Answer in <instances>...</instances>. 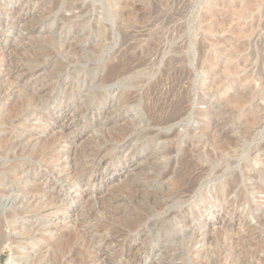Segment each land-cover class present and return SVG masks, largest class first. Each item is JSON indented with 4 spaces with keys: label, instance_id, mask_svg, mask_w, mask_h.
<instances>
[{
    "label": "rangeland",
    "instance_id": "rangeland-1",
    "mask_svg": "<svg viewBox=\"0 0 264 264\" xmlns=\"http://www.w3.org/2000/svg\"><path fill=\"white\" fill-rule=\"evenodd\" d=\"M261 167L264 0H0V264H264Z\"/></svg>",
    "mask_w": 264,
    "mask_h": 264
},
{
    "label": "bare ground",
    "instance_id": "bare-ground-1",
    "mask_svg": "<svg viewBox=\"0 0 264 264\" xmlns=\"http://www.w3.org/2000/svg\"><path fill=\"white\" fill-rule=\"evenodd\" d=\"M116 4H117V3H116ZM114 7H115V6H114ZM80 40H81V39H80ZM43 86H44V84H43ZM46 97H47V96H46ZM18 99H19V98H18ZM238 100H239V98H238ZM238 102H239L238 105H240V106L244 103V102H243V99H241V98H240V100H239ZM25 103H27V102H25ZM182 105H183V104H181V106H182ZM25 106H26V105H25ZM183 106H184V105H183ZM183 106H182V107H183ZM21 109H22V108H21ZM259 109H260V108H259ZM16 110H17V109H16ZM183 111H184V109H183ZM183 113H184V112H183ZM256 113H257V112H256ZM16 114H17V113H16ZM11 115H12V114H11ZM14 115H15V114H14ZM174 116H175V115H174ZM255 116H256V115H255ZM169 117H170V116H169ZM180 117H182V116H180ZM257 117H258V116L255 117V118H256L255 120H257ZM11 118H12V117H11ZM258 118H259V117H258ZM1 119H2V118H1ZM9 119H10V118H9ZM169 119H170V118H169ZM107 120H108V119H107ZM179 120H180V119H179ZM108 121H109V120H108ZM168 121H169V120H168ZM252 121H254V119H253ZM170 122H171V121H170ZM172 122H173V121H172ZM174 122H175V121H174ZM217 122H218V121H217ZM255 122H256V121H255ZM255 122H254V123H255ZM210 123H211V122H210ZM252 123H253V122H252ZM208 124H209V123H208ZM208 126H209V125L206 124L205 126H202V127L199 129V132H197V133H198L197 136H198L199 138L202 139V137H203L204 135H206L205 133H207V132H205V129H206ZM247 126H248V125H247ZM247 126H246V128H247ZM129 127H130V125H129ZM129 127H128V128H129ZM243 127H244V126H243ZM249 127H250V126H249ZM131 128H133L132 125H131L130 129H131ZM134 128H137V126L134 127ZM134 128H133V129H134ZM208 128L211 129L210 126H209ZM208 128H207V129H208ZM244 128H245V127H244ZM251 128H253V127L248 128V130L246 129L245 132L243 131V133H244L243 135H245L246 138H250V137L254 134V131H255V130H254V129H251ZM123 130H124V127H123ZM197 130H198V129H197ZM126 131L129 132V129L126 130ZM131 131H132V130H131ZM131 131H130V132H131ZM208 131H209V130H208ZM215 131H216V130H215ZM218 131H219V130H218ZM218 131H217V135H218V133L220 132V131H219V132H218ZM221 131H222V130H221ZM132 132H133V131H132ZM132 132H131V133H132ZM222 132H223V131H222ZM125 133H126V132H125ZM208 133H209V132H208ZM211 133H212V132H211ZM214 133L216 134V132H214ZM122 134H123V133H122ZM219 134H220V133H219ZM120 135H121V134H120ZM123 135L125 136L126 134H123ZM208 135H209V134H207L206 136H208ZM213 135H214V134H213ZM220 135H221V134H220ZM237 135H238V134H237ZM240 135H241V132H240ZM195 136H196V135H195ZM214 136H215V135H214ZM224 136H225V135H224ZM198 137H197V139H198ZM210 137H211V136H210ZM210 137H209V138H210ZM219 137H221V136H219ZM225 137H226V136H225ZM242 137H244V136H242ZM119 138H120V137H119V135H118V139H119ZM121 138H123V136H122ZM195 138H196V137H195ZM203 138H205V136H204ZM207 138H208V137H207ZM209 138H208V139H209ZM213 138H215V137H211L210 139L212 140ZM237 138H238V137H236V139H237ZM240 138H241V137H240ZM224 139H225V138H223V140H224ZM227 139H228V138H227ZM241 139H242V138H241ZM241 139H239V141H240ZM243 139H244V138H243ZM119 140H121V139H119ZM195 140H196V139H195ZM223 140H221V143L223 142ZM245 140H246V139H245ZM247 140H248V139H247ZM249 140H250V139H249ZM122 141H123V139H122ZM229 141H230V139H228V142H229ZM231 141H232V139H231ZM231 141H230V143H231ZM235 141H236V140H234V142L232 141V143H234V145H235V143H236L237 145L240 144L238 141H237V142H235ZM241 141H242V140H241ZM212 142H213V141H212ZM246 142H247V141H246ZM195 143H196V142H195ZM199 143L201 144L202 141L199 142ZM197 144H198V143H197ZM222 144H223V143H222ZM222 144H221V146H222ZM225 144H226V140H225ZM225 144H224V146H225ZM228 144H229V143H228ZM232 145H233V144H232ZM226 146H229V145H226ZM230 146H231V144H230ZM238 146H240V145H238ZM196 147H197V146H196ZM198 147H199V146H198ZM233 147H234V146H233ZM219 148H220V147H219ZM237 148H239V147H237ZM237 148H236L235 150H238ZM198 149H199V148H198ZM222 149H223V148H221V150H222ZM231 149L233 150L232 147H231ZM97 150H99V149H97ZM199 150L201 151V148H200ZM221 150H220V151H221ZM225 150H226V149H225ZM228 150H229V149H228ZM235 150H233V151H235ZM261 150H262V149H261ZM99 151H100V150H99ZM194 151H195V150H194ZM223 151H224V150H223ZM94 152H95V151H94ZM97 152H98V151H97ZM229 152H230V151H229ZM259 152H260V151H259ZM259 152H258V153H259ZM88 153H89V152H88ZM95 153H96V152H95ZM98 153H100V152H98ZM91 155H92V154H91ZM154 155H155V154H154ZM156 155H157V154H156ZM156 155H155V157H156ZM195 155H196V154H195ZM94 156H95V155H93V157H94ZM85 157H86V156H85ZM155 157H154V158H155ZM190 157H193V156H190ZM89 158H90V157H89ZM96 158H97V155H96ZM260 158H261V157H260ZM94 160H95V159H94ZM187 160H188V159H187ZM189 160H190V159H189ZM189 160H188L187 162H185V163H186L185 165L187 166V167H185V168H186V169H185L186 173L184 172L185 175H184V173H182V179L179 178V179H181L180 182H177V183L175 182L176 184L172 185L173 187L170 186L171 189H170L169 186L167 185L169 190L167 189V186H166V185H165L166 187L163 186V188L165 187V188L169 191V193H170V192H171V193L173 192L172 195L174 194V192H177V191L179 192L180 190H182L181 188L184 187V185H186V182L184 181L185 178H187L186 181H188V182H187V187H186V190H187V191H188L189 189H191V188H190L191 185H189V182L192 183V182H196V181H197V179H195L196 177L193 176L194 174H191V172H190V170H191V165H192V164H190ZM79 161H80V160H79ZM81 161H82V160H81ZM83 161H84V160H83ZM152 161H154V160H152ZM152 161H149V162L151 163ZM192 161H193V159H192ZM194 161H195V160H194ZM256 161H257V160H256ZM256 161H254V163H255ZM262 161H263V159H260V162H261V163H262ZM85 163H86V162H85ZM88 163H89V162H88ZM147 163H148V162H147ZM153 163H155V165L157 164L156 162H153ZM153 163H151V165H152ZM196 163H197V162H196ZM81 164H82V163H81ZM255 164H256V163H255ZM257 164L260 165V164L258 163V161H257ZM257 164H256V166H257ZM262 164H263V163H262ZM77 165H78V164H77ZM153 165H154V164H153ZM193 165H194V163H193ZM242 165H243V164H242ZM85 166H87V165L85 164V165L82 166V167L84 168ZM261 166H262V165H261ZM146 167H147V166H146ZM148 167H149V166H148ZM154 167H156V166H153V170L155 169ZM195 167H196V166H195ZM259 167H260V166H259ZM78 168H81V166H80V167L78 166ZM85 168H86V167H85ZM85 168H84V169H85ZM193 168H194V166H193ZM193 168H192V169H193ZM245 168H246V167H245ZM252 168H253V167H252ZM252 168H248V169H252ZM87 169H88V167H87ZM145 169H146V168H145ZM198 169H200V168H198ZM242 169H243V167H242ZM248 169H246V170H248ZM253 169H254V168H253ZM256 169H257V168H256ZM256 169H255V170H256ZM146 170H147V169H146ZM244 170H245V169H244ZM255 170H254V171H255ZM74 171H75V170H74ZM76 171H78L79 174H82V175H83L85 170H83V169L81 168V169L76 170ZM147 171H148V170H147ZM200 171H202V170H200ZM251 171H253V170H251ZM251 171H249V172L251 173ZM254 171H253V173H254ZM156 172H157V171H156ZM204 172H205V171H204ZM247 172H248V171H247ZM255 172H256L258 175L261 176V175H263L264 170H263L262 167H261L260 170H257V171H255ZM78 173H77V174H78ZM198 173H199V172H198ZM202 173H203V172H202ZM75 174H76V173H75ZM200 174H201V173H200ZM200 174H199V175H200ZM73 175H74V174H73ZM73 175H72V176H73ZM82 175H81V176L79 175L80 178L82 177ZM196 175H197V174H196ZM202 175H203V174H202ZM247 175H248V173H247ZM253 175H254V174H253ZM72 176H71V177H72ZM187 176H188V177H187ZM249 176H250V174H249ZM255 176H256V175H255ZM149 177H150V176H149ZM194 177H195V178H194ZM197 177H200V176H197ZM246 177H247V176H246ZM75 178H76V177H75ZM77 179H78V178H77ZM82 179H83V178H82ZM147 179H148V178H147ZM241 179H242V181H243L242 175H241ZM248 179H249V178H248ZM198 180H199V179H198ZM80 181H81V180H80ZM134 181H135V180H134ZM239 181H240V176H239V175H236V176L234 177L232 183L230 184V188H229V189H231V190H232V189L235 190L234 188H235L236 186L239 187V185H240V184H239V183H240ZM139 182H140V181H139ZM139 182H138V185H139ZM162 182H163V181H162ZM162 182H161V183H162ZM197 182H198V181H197ZM164 183H165V182H164ZM164 183H163L162 185H164ZM171 183H172V182H171ZM171 183H169V185H170ZM131 184H132V183H131ZM133 184H134V183H133ZM133 184H132V185H133ZM165 184H166V183H165ZM167 184H168V183H167ZM172 184H173V183H172ZM241 184H242V182H241ZM136 185H137V183H136ZM142 185H143V184H142ZM145 185H146V184H145ZM129 187H130V186H129ZM133 187H134V186H133ZM133 187H132V188H133ZM132 188H131V189H132ZM139 188H140V187H139ZM142 189H143V188H142ZM184 189H185V188H184ZM132 190H134V188H133ZM135 190H138V188H136ZM160 191H161V190H160ZM163 191H164V190H163ZM168 191H165V193H166V192L168 193ZM187 191H185V192H187ZM155 192H156V191H155ZM178 192H177V193H178ZM189 192H191V191L189 190ZM243 192H244V191H243ZM158 193H159V191H158ZM161 193H162V192H161ZM180 193H181V192H180ZM213 194H214V193H213ZM242 194H243V193H242ZM157 197H158V196H157ZM183 197H184V196H183ZM175 198H176V197H175ZM158 199H159V198H158ZM160 199H161V198H160ZM241 200H242V199H241ZM226 204H227V203H226ZM21 205H22V204H21ZM85 206H86V205H85ZM258 207H259V206H258ZM255 208H256V207H255ZM260 208H261V207H260ZM86 210H87V209H86ZM86 210H85V211H86ZM83 216H84V215H83ZM133 216H134V215H133ZM140 217H141V216H140ZM136 218H137V217H136ZM138 218H139V216H138ZM138 218H137V219H138ZM238 218H239V217H238ZM87 219H88V218H87ZM125 219H126V218H125ZM129 219H131V217H130ZM137 219H136V220L134 219L135 221H133V219H132V220H130V221H133V222H130V221H128V222H129V224H135V225H136V221H137ZM217 219H218V218H217ZM140 220H141V219H140ZM85 221H86V220H85ZM121 221H122V220H121ZM123 221H124V220H123ZM254 221H255V220H254ZM126 222H127V220H126ZM81 223H82V222H81ZM123 224H124V223H123ZM139 224H140V223H139ZM124 225H125V224H124ZM127 225H128V224H127ZM137 225H138V221H137ZM125 226H126V225H125ZM128 226H130V225H128ZM247 226L249 227V225H247ZM247 226H246V227H247ZM188 227H189V225H188ZM213 227H214V226H213ZM223 227H225V226H223ZM240 227H241V226H240ZM243 227H244V226H243ZM125 228H126V227H125ZM133 228H134V226H133ZM251 228H252V227H251ZM127 229H128V228H127ZM213 229H214V228H213ZM215 229H216V228H215ZM220 229H221V228H220ZM240 229H241V228H240ZM252 229H253V228H252ZM116 230H117V229H116ZM116 230H115V231H116ZM226 230H227V229H226ZM229 230H230V228H229ZM229 230H228V231H229ZM241 230H242V229H241ZM117 231H118V230H117ZM122 231H123V230H122ZM224 231H225V230H224ZM119 232H120V231H119ZM119 232H115V233L117 234V233H119ZM215 232H216V231H215ZM215 232H214V233H215ZM226 232H227V231H226ZM192 233H194L193 236H192V234H191V232H190V234H191V237H190V238H191V241H190V242L193 243L194 246H197V245L203 246L204 243H205V240H206V239H205V238H204V239H201V238H203L204 236L202 235L203 237L200 238V235H199L198 231H195V232L193 231ZM239 233H241V232H239ZM242 233H243V231H242ZM251 233H252V232H251ZM68 234H69V233H68ZM71 234H72V233H71ZM73 234H74V233H73ZM120 234H121V233H120ZM216 234H217V233H216ZM216 234H215V235H216ZM222 234H223V233H222ZM237 234H238V233H237ZM69 235H70V234H69ZM204 235H205V234H204ZM217 235H218V234H217ZM224 235H225V234H224ZM229 235H230V234H229ZM229 235H225L226 237H225V236H222V238L225 237V241H229V242L232 241L233 243H237L238 241H240V242L237 243V244H242V243H241L242 240H239V239L242 238V237L239 238L240 235H237V236H239V237H238L239 239H238L237 237L234 238V237H233L234 235H233L232 237L229 236ZM114 236H115V235H114ZM121 236H122V235H121ZM121 236H120V237H121ZM219 236H220V235H219ZM219 236H218V237H219ZM72 237H73V236H72ZM117 237H118V236H117ZM120 237H118V238H120ZM208 237H209V236H208ZM208 237H207V238H208ZM220 237H221V236H220ZM220 237H219V238H220ZM249 237H250V236H249ZM62 238H63V237H62ZM112 239H113V238H112ZM116 239H117V238H116ZM208 239H209V238H208ZM245 239H246V238H245ZM100 240H101V239H100ZM182 240H183V239H182ZM210 240H211V239H210ZM219 240H221V238H220ZM222 240H223V239H222ZM250 240H251V239H250ZM68 241H69V240H68ZM101 241H102V240H101ZM105 241H108V240H105ZM188 241H189V240H188ZM111 242H112V241H111ZM111 242H110V243H111ZM165 242H166V241H165ZM182 242H183V241H182ZM182 242H181V243H182ZM214 242H215V241H214ZM229 242H228V243H229ZM232 242H231V243H232ZM58 243H59V242H58ZM181 243H180V244H181ZM220 243H221V242H220ZM231 243H229V244L231 245ZM243 243H244V242H243ZM250 243H251V242H250ZM252 243H253V242H252ZM246 244H247V243H246ZM91 245H92V243H91ZM181 245H183V244H181ZM225 245H226V244H225ZM235 245H236V244H235ZM242 245H243V244H242ZM254 245H255V244H254ZM256 245H259V244L257 243ZM168 246H169V245H168ZM221 246H222V244H221ZM221 246H220V247H221ZM240 246H241V245H240ZM244 246H245V245H244ZM69 247H70V246H69ZM172 247H174V246L172 245ZM241 247L243 248V246H241ZM245 247H246V246H245ZM253 247H254V246H253ZM258 247H260V246H258ZM63 248H64V247H63ZM162 248H163V247H162ZM170 248H171V247H170ZM183 248H184V247H183ZM204 248H205V247H204ZM212 248H213V247H212ZM218 248H219V247H218ZM227 248H228V247H227ZM237 248H238V246H237ZM1 249H2V248H0V251H1ZM94 249H95V248H94ZM232 249H233V248H232ZM83 250H84V249H83ZM98 250H99V249H98ZM214 250H215V248H214ZM214 250H213V251H214ZM243 250H244V249H243ZM256 250H257V249H256ZM173 251H174V250H173ZM207 251H208V249H207ZM239 251H240V250H239ZM248 251H249V250H248ZM250 251H251V249H250ZM252 251H253V250H252ZM258 251H259V250H258ZM89 252H90V251H89ZM228 252H229V251H228ZM240 252H241V251H240ZM261 252H262V251H261ZM261 252H260V253H261ZM79 253H81V252H79ZM85 253H86V252H85ZM204 253H205V252H204ZM208 253H209V252H208ZM226 253H227V252H226ZM255 253H256V252H255ZM88 254H89V253H88ZM179 254H180V253H179ZM192 254H193V253H192ZM195 254H196V253H195ZM197 254H198V253H197ZM197 254H196V255H197ZM206 254H207V253H206ZM241 254H242V253H241ZM59 255H60V254H59ZM78 255H79V254H78ZM200 255H202V254H200ZM200 255H199V256H200ZM228 255H229V254H227V256H228ZM243 255H245V254H242V256H243ZM80 256H81V255H80ZM166 256H167V255H166ZM202 256H203V255H202ZM207 256H208V255H206L205 258H207ZM210 256H212V255H210ZM223 256H225V255H223ZM223 256H222V257H223ZM239 256H241V255H239ZM242 256H241V257H242ZM254 256H255V255H254ZM203 257H204V256H203ZM212 257H213V259H215L214 256H212ZM236 257H237V256H236ZM246 257H247V255H246ZM248 257H249V256H248ZM44 258H45V257H44ZM227 258H229V256H228ZM233 258H234V257H233ZM249 258H250V257H249ZM52 259H53V258H52ZM137 259H138V258H137ZM197 259H198V257H197ZM240 259H241V258H240ZM240 259H239V260H240ZM251 259H252V258H251ZM262 259H263V257H262ZM13 260H14V257L10 258V259L8 260V264H13ZM233 260H234V259H233ZM233 260H232V261H233ZM235 260H237V259H235ZM246 260H248V259H246ZM253 260H254V259H253ZM260 260H261V258H259V261H258V262L262 263V261H260ZM37 261H38V260H37ZM89 261H90V260H89ZM204 261H205V260H204ZM244 261H245V257H244ZM263 261H264V260H263ZM31 262H32V261H31ZM38 262H39V261H38ZM87 262H88V261H87ZM91 262H92V261H91ZM135 262H136V261H135ZM233 262H234V261H233ZM252 262H253V261H252ZM48 263H49V262H48ZM53 263H54V262H53ZM78 263H79V262H78ZM103 263H104V262H103ZM212 263H213V262H212ZM236 263H237V262H236ZM245 263L248 264L247 261H246ZM205 264H206V263H205ZM226 264H227V263H226ZM240 264H241V261H240ZM254 264H256V263H254Z\"/></svg>",
    "mask_w": 264,
    "mask_h": 264
}]
</instances>
